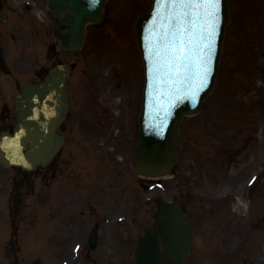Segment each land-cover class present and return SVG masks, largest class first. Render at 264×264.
Here are the masks:
<instances>
[{"label": "rangeland", "instance_id": "rangeland-1", "mask_svg": "<svg viewBox=\"0 0 264 264\" xmlns=\"http://www.w3.org/2000/svg\"><path fill=\"white\" fill-rule=\"evenodd\" d=\"M151 3L152 0H110L102 24L89 26L88 67L83 73L81 71L77 73L79 78L85 73L86 85L101 84L94 80V73H92L98 62L95 59L99 58L103 61L104 58H113L110 64H117L121 69L131 70L130 75L137 93L141 91L143 68L137 57L134 25L138 15L145 12ZM244 4H246L245 1ZM8 5V15L13 23L12 25L8 23L4 28L9 30L5 38L7 52L13 67L24 63V68L20 71L33 73L37 62L46 52L48 41L53 39L47 28L51 19L48 15L46 0H8ZM23 5L24 7L29 5L31 9H26L25 13H22ZM236 10L238 11V6ZM235 28L234 25L233 37L230 26L226 33L221 72L224 73L225 68H229L230 63L237 59H244L245 63L251 62L248 67L253 68L249 76L254 77L251 84L255 83L257 87L261 81L262 83L264 81V56L253 55L255 65L252 59L244 58V56H251L254 48L260 53L264 52V22L259 26L253 23V33L249 28L243 31L241 42H239L241 37L235 36ZM101 36L107 38L111 44H115L114 57L113 53L105 57L106 50L100 51L98 37ZM119 43L126 44L130 51L136 54L135 62H132L130 68L129 61L120 59V53L128 49L119 46ZM23 47H25L24 50H22ZM22 51L24 55L22 60H19ZM262 54L264 53L260 55ZM124 62H126L125 67ZM114 66L116 80V77L121 78V73L124 72ZM109 70V68L106 69L107 72ZM28 75L20 76L21 80L28 78ZM219 86L207 100L201 114L186 117L183 120L181 131L183 145L179 164L174 174L164 178L160 184L153 183V189L146 190L143 187V183H149V179L142 181L134 174V171L128 169L131 160H128L127 151L132 148L136 135L134 121L129 117L132 111H128L125 117L120 119V123L111 119L110 125L118 127L115 132L118 133L120 128L121 134H124L120 138H117L116 134L107 137L108 133L105 131L102 141H99L98 137L89 136L87 140L92 139V146L86 148L79 141L81 137L75 135L74 144L80 148L73 154L67 152V155L60 160V166L64 171L59 167L57 179L52 176L51 171L43 173L36 182L35 196L26 197L19 206L16 200L11 198L9 210L6 208L7 202L2 197L12 195V179L17 174L13 170H4L0 167V244L1 237L6 239L11 232L12 239L16 241L13 247L11 242H6L4 247L0 248V264H63L64 260L68 261V264H134L133 255L137 238L144 226L153 221L156 208L153 199H172L179 195L189 201L191 214L189 216L196 231L198 228L201 235L200 242L195 247V254L184 264H264V231L259 229L256 217L259 211L264 212V192L261 195L256 192L250 206V209L253 206L254 208L248 217L233 218L234 224L230 232L244 231L248 227L252 235L247 247L237 255L230 253L224 244L217 249L213 244L215 236L220 235L216 229L220 228L216 227L215 218H213L215 224H212L210 208L205 206L199 214L197 212V203L205 204L202 199L206 203L213 199L215 179L211 178V171L207 165L212 164L215 150L223 148L228 150V141L232 136H220L223 133L219 131L220 126L216 125L219 123L214 122L210 112V107L220 95ZM241 97L245 100L255 98L254 92L250 96L246 93L241 94ZM260 114L264 117L262 111ZM254 131L257 135L261 133L260 122H256ZM246 141V137L244 140L241 138L240 142L233 145L234 150L237 151L240 145H246ZM110 148L112 152H109ZM257 148L258 141L257 146L255 145L249 151H255ZM203 160L208 163L201 165L204 163ZM61 178L71 179L60 180ZM94 189L96 191H93V195L97 197L91 200L93 195L89 196V194ZM63 194H66L65 197L69 196V200L78 198L75 199L76 201H69L73 203L75 201L71 210L74 214L62 204ZM103 202L108 205L104 210L101 209ZM221 216L228 215L223 211ZM72 223L73 229L65 231ZM226 223L227 220L219 218L221 227ZM94 224L100 229L99 244L96 248H91L88 238ZM62 227L64 231L60 230ZM221 232H224V229ZM69 243L70 246L67 245ZM75 243L81 246L76 254L72 249Z\"/></svg>", "mask_w": 264, "mask_h": 264}, {"label": "water", "instance_id": "water-1", "mask_svg": "<svg viewBox=\"0 0 264 264\" xmlns=\"http://www.w3.org/2000/svg\"><path fill=\"white\" fill-rule=\"evenodd\" d=\"M104 1L49 0V7L61 27L64 46L74 48L79 34L83 35L85 22L101 19ZM169 2L172 4L168 5ZM161 4L164 11L173 8L175 23L182 21L178 0H162ZM199 9L202 22L184 21L166 32L162 26L170 23L169 14L159 15L155 23L147 22L154 12L138 21L137 35L145 52L148 77L136 164L142 175L162 176L170 171L180 147L181 119L185 113L199 111L203 98L215 83L225 24L229 19L228 8L226 0H219L207 10ZM185 13L194 16L197 8ZM164 32L159 45L157 34ZM3 63L0 52V68H4ZM58 71L51 73L42 84H27L18 97L20 125L15 127L14 135L0 137V159L5 165L15 163L35 168L39 163L50 162L59 150L61 141L55 136L57 119L50 115L63 110L62 78ZM41 96H45L44 101L40 100ZM42 113L47 120L39 118ZM27 143L31 150L24 152ZM95 238L96 231L93 242ZM193 241L194 234L179 203L160 202L154 226L147 227L138 240L136 264H170L182 260L190 253Z\"/></svg>", "mask_w": 264, "mask_h": 264}, {"label": "flooded vegetation", "instance_id": "flooded-vegetation-1", "mask_svg": "<svg viewBox=\"0 0 264 264\" xmlns=\"http://www.w3.org/2000/svg\"><path fill=\"white\" fill-rule=\"evenodd\" d=\"M52 52L50 54L49 61L46 65H42L40 66L38 69H36V72L34 73V79L35 80H41L45 74L49 71L50 68H52L53 65H55L58 62V58L60 53L57 51L55 46H51ZM61 53L65 54V52L61 51ZM54 55V57H52ZM12 74L11 71H8L7 73H0V86H1V79L3 75H9ZM18 77H15V87L11 86V92L14 93L16 91V89L19 87V82L17 80ZM71 92V93H70ZM71 97H73V88H69V99L70 102L72 101ZM2 121H4V125L6 124L7 126L11 125L14 121H15V115H16V110H15V105L14 102L12 104V106H10L6 101H4V103L2 104ZM73 119H74V114H73V109H72V105L71 108L69 110V113L66 116V120L63 124V126L61 127V132L63 134H65L66 136V145L67 143L71 140V132H72V125H73ZM64 152V150L62 151V153ZM226 205L228 206L229 203L227 202ZM225 205L222 204H214V209H213V213L215 215H219L221 214L223 211H225ZM216 231H219V229H216ZM228 236V237H227ZM226 238V244L228 245L229 243L239 246L242 245L244 246V240L245 238H243V241L240 240L239 235H234L232 236V238H230L229 235H226L223 240ZM222 240L218 237L214 238V243L215 245L220 244Z\"/></svg>", "mask_w": 264, "mask_h": 264}, {"label": "snow or ice", "instance_id": "snow-or-ice-1", "mask_svg": "<svg viewBox=\"0 0 264 264\" xmlns=\"http://www.w3.org/2000/svg\"><path fill=\"white\" fill-rule=\"evenodd\" d=\"M181 7H199L207 10L209 6L218 4L219 0H201V2L196 3L195 0H178ZM207 15V12H206Z\"/></svg>", "mask_w": 264, "mask_h": 264}]
</instances>
